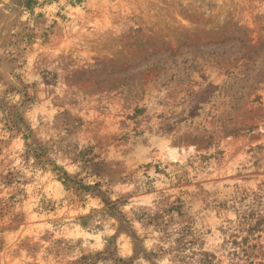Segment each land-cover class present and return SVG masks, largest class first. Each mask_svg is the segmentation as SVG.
Here are the masks:
<instances>
[{"label":"clouds","instance_id":"9594fccd","mask_svg":"<svg viewBox=\"0 0 264 264\" xmlns=\"http://www.w3.org/2000/svg\"><path fill=\"white\" fill-rule=\"evenodd\" d=\"M0 67V264H264V0H0Z\"/></svg>","mask_w":264,"mask_h":264},{"label":"rangeland","instance_id":"374dc122","mask_svg":"<svg viewBox=\"0 0 264 264\" xmlns=\"http://www.w3.org/2000/svg\"><path fill=\"white\" fill-rule=\"evenodd\" d=\"M15 19V14H13V17L11 18V20H14ZM11 22V21H10ZM250 55H252V54H254V53H252V52H250L249 53ZM3 69H2V67H0V71H2ZM58 123H59V121H58ZM9 179H11V177H9ZM115 211V210H114ZM117 215H118V213H117ZM127 225L125 224V227H126ZM138 251H139V249H138ZM142 254V253H141Z\"/></svg>","mask_w":264,"mask_h":264}]
</instances>
